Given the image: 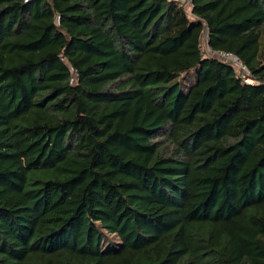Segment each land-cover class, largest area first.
Instances as JSON below:
<instances>
[{
    "label": "trees",
    "instance_id": "16d2710c",
    "mask_svg": "<svg viewBox=\"0 0 264 264\" xmlns=\"http://www.w3.org/2000/svg\"><path fill=\"white\" fill-rule=\"evenodd\" d=\"M0 264H264V0H0Z\"/></svg>",
    "mask_w": 264,
    "mask_h": 264
},
{
    "label": "built area",
    "instance_id": "2783aa9c",
    "mask_svg": "<svg viewBox=\"0 0 264 264\" xmlns=\"http://www.w3.org/2000/svg\"><path fill=\"white\" fill-rule=\"evenodd\" d=\"M180 1L182 2L183 0H180ZM188 5H189V3H188ZM205 44H206L207 52L210 55L216 56L219 59H221L222 61L229 63L234 68L236 73L240 76V78L243 81L248 82V83H252V84L258 83L259 80L255 79V78H251L250 71L248 70V68L241 62V60L235 54L224 52V51H215V50L210 49L207 46L206 36H205Z\"/></svg>",
    "mask_w": 264,
    "mask_h": 264
},
{
    "label": "rangeland",
    "instance_id": "374dc122",
    "mask_svg": "<svg viewBox=\"0 0 264 264\" xmlns=\"http://www.w3.org/2000/svg\"><path fill=\"white\" fill-rule=\"evenodd\" d=\"M185 7H186V10H188V3L185 2ZM205 36H206V32L204 31L203 35H202V38H201V44L203 47H206V44H205Z\"/></svg>",
    "mask_w": 264,
    "mask_h": 264
}]
</instances>
